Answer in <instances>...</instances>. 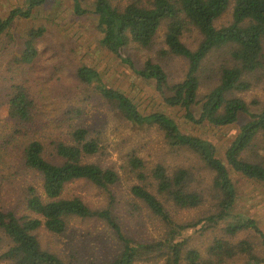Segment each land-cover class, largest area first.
Here are the masks:
<instances>
[{
	"label": "trees",
	"instance_id": "obj_1",
	"mask_svg": "<svg viewBox=\"0 0 264 264\" xmlns=\"http://www.w3.org/2000/svg\"><path fill=\"white\" fill-rule=\"evenodd\" d=\"M63 1L26 0L7 17L0 15V37L10 34L16 22L34 20L40 9L58 14L65 10ZM86 3L73 0L72 16L94 19L99 46L139 79L153 85L161 102L157 109H143L123 90L106 84L103 74L86 63L74 71L76 90H92L131 126L157 131L172 154L195 156L214 177L216 212L205 218L179 221L178 213L201 209L208 192L199 189V180L186 165L173 169L161 162L149 168L134 149L127 171L135 177L136 184L126 202L127 217L121 215V201L114 191L121 181L120 174L97 161L105 152L106 143L102 132L80 124L85 115L83 104L73 99L71 92L64 93V99L59 94L61 101L54 104L55 117L50 119L51 104L42 92L25 85L22 76H15L4 89L0 106L8 109L13 134L24 139L21 165L40 178L41 190L36 185L27 187L23 203L29 214L18 216L14 211L0 209V264H66L60 255L42 246L38 234L44 229L54 236L66 237L77 219L102 222L117 247L111 260L88 264H227L237 258H244V264H264V256L256 252L251 242L233 241L240 233L252 231L260 237L264 252V232L257 222L233 214L239 194L231 177L234 173L264 185V161L252 159L256 141L260 137L264 140V106L250 111L247 102L235 95L250 91L255 84L259 87L264 76V0H126L123 6L112 0H95L90 2L92 9ZM229 9L231 21L219 26ZM163 26L166 48L160 55L187 65L186 74L179 81L173 82L163 65L154 59L142 62L129 53L133 46L138 51L154 47ZM26 31L21 53L10 70L13 66L17 70L32 67L39 57L36 43L45 37V31L34 27ZM190 33L197 36L194 48L184 41ZM227 49L235 65H230L229 59L216 65L212 55ZM212 65L216 66L212 73L217 71V84L202 95L201 75ZM169 110L180 112L184 121L193 126L231 127L244 116L249 122L224 152V160L210 141L185 133ZM48 127L53 130L47 131ZM11 142L5 140L1 148ZM79 181L104 191L106 205L93 208L80 197L65 196L66 187ZM157 224L162 230L158 239L146 236L148 227ZM219 227L228 239L216 237L205 250L192 245L194 233ZM92 236L89 232L88 238Z\"/></svg>",
	"mask_w": 264,
	"mask_h": 264
},
{
	"label": "rangeland",
	"instance_id": "obj_2",
	"mask_svg": "<svg viewBox=\"0 0 264 264\" xmlns=\"http://www.w3.org/2000/svg\"><path fill=\"white\" fill-rule=\"evenodd\" d=\"M25 1L0 0V15L7 17L12 9L21 8ZM93 1L95 0H86L88 8H93L91 4ZM63 2L65 10L58 11V14H54L46 8L40 9L39 15L33 17L34 20L16 22L10 34L0 37V104L4 102V89L11 85V77L15 76H22L21 80L26 83L25 85L31 87L35 92H42L48 103L51 104L50 109H48L51 112L48 114L50 119L55 117L54 104L57 105V102L61 101L58 95H62L61 98H63L64 93L71 92L73 99L78 100L84 106L85 115L80 124L102 132L106 150L97 161L104 166L116 169L120 174L121 181L119 185L114 187V191L121 201L119 208L121 215L127 217L128 204L126 202L130 196L132 185L136 184L135 177L129 175L127 171L128 158L134 149L138 151L140 157L146 160L149 168H153L155 164L161 162L173 169L186 165L193 170L196 179L199 180V189L208 192V194L205 192L204 206L197 211L178 213L176 217L178 220L180 219L179 221L187 222L205 218L215 213L214 205L216 202L212 191L214 177L206 171L195 156L172 154L157 131L131 126L118 115L114 107L96 96L92 90L82 92L76 90L74 71L79 64L86 63L103 74L106 84L115 89L123 90L132 99L139 101L138 103L143 109L149 111L157 109L161 102L153 85L139 79L131 70L116 60L112 54L99 46L97 36H95L94 19L73 17L70 13L73 0H64ZM112 2L123 6L126 0H112ZM231 16L232 10L229 9L219 20L218 25H226L231 21ZM32 27L42 28L45 31V37L36 43L39 51L38 59L32 67H25V70L24 67L17 70L15 66H13V70H10L12 68L11 63L21 53L26 30ZM165 33L166 26H163L157 35L154 47L149 50L138 51L137 47L133 46V50L129 53L139 61L154 59L156 63L162 64L170 79L175 82L184 78L187 65L182 60L164 58L160 55V51L166 48L164 44ZM196 39L197 36L194 33L186 34L184 37V41L193 48L197 45ZM228 59L230 60L229 64L234 66L235 61L231 62L229 49L214 53L211 60L220 66L225 64ZM214 68L216 66L212 65L204 70L203 76L201 75L202 95L208 93L217 84L214 80L217 71L212 73ZM255 85L250 91L235 93L236 96L247 102L251 108L250 111H259L264 106V76L262 82L258 84L259 87ZM62 88H65V92H61ZM81 95L83 96L81 97ZM75 100L73 101L76 102ZM169 113L177 118L185 133L200 136L214 144L224 160V152L236 139L241 127L249 122V118L244 116L241 117L239 124L231 127L193 126L184 121L180 112L169 110ZM12 127L8 120L7 107L0 106V149L2 153L0 161V209L14 211L18 216H22L29 214L23 203L27 187L36 185L41 190V180L21 165L24 139L13 134ZM52 130V127L47 128V131ZM260 138L253 147L252 159L264 161V140L262 137ZM5 140L12 142L9 146L1 148ZM231 177L239 194L233 214H242L255 220L264 232V185L246 180L234 173L231 174ZM64 194L67 197H80L93 208H101L106 205L105 192L85 181L68 185ZM148 228L149 234L146 236L158 239L162 233L160 226L157 224L155 227ZM89 232L93 234L91 238H88ZM192 236V245L202 250L207 249L216 237L228 239L220 227L213 230H201ZM38 237L45 249L60 255L66 264H88L97 260L108 261L117 253V247L107 234L103 223L93 219L89 221L74 220L66 237L54 236L44 229L39 232ZM242 240L251 242L256 252L264 256L261 239L256 233L244 231L233 239L235 242ZM6 245L7 242L4 245L5 249ZM244 263V258H237L227 264Z\"/></svg>",
	"mask_w": 264,
	"mask_h": 264
}]
</instances>
